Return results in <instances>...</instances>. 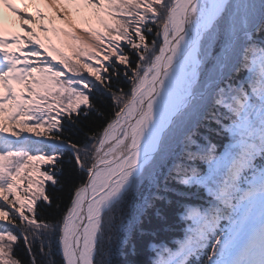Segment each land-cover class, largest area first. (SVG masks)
Instances as JSON below:
<instances>
[{
    "label": "snow or ice",
    "instance_id": "obj_1",
    "mask_svg": "<svg viewBox=\"0 0 264 264\" xmlns=\"http://www.w3.org/2000/svg\"><path fill=\"white\" fill-rule=\"evenodd\" d=\"M257 32L264 0H0V264H24L21 239L29 264H140L117 257L177 203L186 231L151 264H264ZM81 114L101 123L73 142ZM48 182L68 196L40 218Z\"/></svg>",
    "mask_w": 264,
    "mask_h": 264
},
{
    "label": "trees",
    "instance_id": "obj_2",
    "mask_svg": "<svg viewBox=\"0 0 264 264\" xmlns=\"http://www.w3.org/2000/svg\"><path fill=\"white\" fill-rule=\"evenodd\" d=\"M57 26H60V24H57ZM51 35V33H50ZM256 39L264 40V33L257 32L255 34ZM151 39V37H150ZM52 42L56 44L58 47H60L59 40L53 35ZM123 46V45H122ZM26 50V49H25ZM67 51L66 49H64ZM125 51H129L127 48ZM71 55V53H69ZM123 67V66H121ZM107 75V74H106ZM90 79L92 77H89ZM116 78L113 77V80ZM19 89L20 85H16ZM124 89L125 91H128L130 88V83L121 81L114 90L117 89ZM93 103L97 105V107H100L101 104L105 106V117L108 116V114L111 112V101L108 94H101V93H95L93 98ZM54 114V113H53ZM75 118V117H74ZM21 119H27L26 117H21ZM101 121L97 119L95 115H89L87 119H84L83 114H81L79 120H77V123L74 128H72L70 131L65 132V136L69 137L73 140V142H76L77 140L83 142L85 139V133H89V128L95 129ZM47 127V126H45ZM45 127H42L40 129L41 132L45 131ZM65 127L67 128V125L65 124ZM29 135H34L33 133H27ZM90 134V133H89ZM46 167L45 165H41V169ZM61 183L63 184V179L61 180ZM170 184H174V181H170ZM163 184V182H161ZM47 192L53 197L54 203L51 208H48L46 202H38V206L36 208L37 215L40 218H46L47 214H55L57 211L56 205L62 204L66 202L67 196H68V189L67 187L64 188V191H60V186H56L55 189L51 186L50 182H48V185L46 186ZM155 189L151 188L150 186H146L145 188H142L140 190V193L136 196V203L139 205L142 203V200L144 197H147L150 195V193L154 192ZM159 195H167L166 192L161 190ZM172 195H175L173 192ZM60 196L61 200H56L55 197ZM172 196L169 195L168 199H171ZM195 203H200V201L196 200ZM184 204L177 203L176 210L174 213L175 219L172 227L164 229L162 232L157 231L154 233H149L144 236V247L141 251L138 252H126L121 254L117 259L119 260H139L140 264H151L152 260L155 258V254L152 251V248L154 245L158 246L160 244H164L168 247H174L176 241L183 238L184 232L186 231L187 225L183 221L182 212H183ZM126 212H129V209H125ZM28 215H31L30 213H26ZM7 220H0V225L6 224ZM145 223H152L151 220L148 218H145ZM11 227V225H9ZM37 247L39 245L37 244ZM130 247V246H129ZM17 255L24 261V264H29V259L25 255V247L23 245V241L21 239L19 246L17 248ZM40 256H37V260L40 261Z\"/></svg>",
    "mask_w": 264,
    "mask_h": 264
},
{
    "label": "rangeland",
    "instance_id": "obj_3",
    "mask_svg": "<svg viewBox=\"0 0 264 264\" xmlns=\"http://www.w3.org/2000/svg\"><path fill=\"white\" fill-rule=\"evenodd\" d=\"M41 8H42V10H44V9H43V6H41ZM45 12H46V15H47L48 13H47V11H46V10H45ZM57 24H59V22H57ZM50 27H51V26H50ZM21 35H23V33H22V32H21ZM15 50H16V49H15ZM14 86L16 87V85H14Z\"/></svg>",
    "mask_w": 264,
    "mask_h": 264
}]
</instances>
